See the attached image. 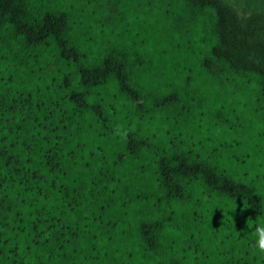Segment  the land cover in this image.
Instances as JSON below:
<instances>
[{
  "label": "trees",
  "instance_id": "16d2710c",
  "mask_svg": "<svg viewBox=\"0 0 264 264\" xmlns=\"http://www.w3.org/2000/svg\"><path fill=\"white\" fill-rule=\"evenodd\" d=\"M233 82L264 114V0H0V264H264L262 149L182 142Z\"/></svg>",
  "mask_w": 264,
  "mask_h": 264
},
{
  "label": "rangeland",
  "instance_id": "374dc122",
  "mask_svg": "<svg viewBox=\"0 0 264 264\" xmlns=\"http://www.w3.org/2000/svg\"><path fill=\"white\" fill-rule=\"evenodd\" d=\"M236 10L239 14L244 15L241 13V8L236 7ZM157 20L158 17L153 15L143 21L151 26L148 29L155 31L159 30L162 24ZM143 26L146 27L147 24ZM155 37L160 44L157 51L165 57L162 61L167 62V58L177 52V49H174L177 42L170 41L169 43L172 45L170 47L163 35L156 33ZM137 40L140 38L138 37ZM234 86L233 82L230 93L223 102L218 101L211 92L212 97H209L206 109L203 106L200 108V104L196 103L197 106L191 109L190 115L187 117L186 128L183 131L182 142L193 153L207 154L219 147L224 152L228 151L232 157L246 162L242 156L247 155V152L237 145L244 144L245 147L261 148L264 156V114L260 110L248 115L244 112V115L240 116L237 108L243 104V101L235 94L237 89ZM218 120L219 122H217ZM261 163L264 164V159H261Z\"/></svg>",
  "mask_w": 264,
  "mask_h": 264
},
{
  "label": "clouds",
  "instance_id": "9594fccd",
  "mask_svg": "<svg viewBox=\"0 0 264 264\" xmlns=\"http://www.w3.org/2000/svg\"><path fill=\"white\" fill-rule=\"evenodd\" d=\"M117 134H121V129L117 128ZM243 211V209H241ZM256 240L253 245L260 253L264 254V225L256 227L255 230Z\"/></svg>",
  "mask_w": 264,
  "mask_h": 264
}]
</instances>
